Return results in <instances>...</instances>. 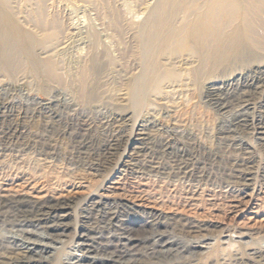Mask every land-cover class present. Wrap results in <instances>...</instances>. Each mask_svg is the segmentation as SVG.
<instances>
[{
  "label": "rangeland",
  "instance_id": "rangeland-1",
  "mask_svg": "<svg viewBox=\"0 0 264 264\" xmlns=\"http://www.w3.org/2000/svg\"><path fill=\"white\" fill-rule=\"evenodd\" d=\"M175 1L171 22H167L162 14L165 0H0V14L14 15L20 29L19 36L31 38L33 58L46 60L48 51L56 47L58 56L55 62L63 67L82 59L91 49L99 54L98 64L102 72L96 85V97L101 104L96 108L84 104L76 106V95L70 89L63 85H49L46 77L35 83L33 73L22 71L16 77L1 73L0 107L7 105L11 110L13 116L9 122L15 126L16 131L12 137L15 143H8V147L1 146L3 149H0V193L8 189L20 191L26 186L28 189L33 187L32 191L42 190L51 199L65 200L72 208L71 215L66 219L67 226L58 229L45 227L39 222L0 219V243L28 250L33 258L51 263L59 257L62 264H134L139 259L155 257L170 263L194 259L199 264H235L236 252H251L250 248H254L255 243H262L264 247V185L252 190V199L249 201V197L240 200L241 208L245 207L241 211L231 204L233 197H240L236 195L237 188L217 183L219 179L212 177V181L183 182L134 171L135 165L132 163L140 159L149 157L163 160L156 151L139 154L131 150L138 121L143 113L139 106L131 102L129 90L136 73L146 65L144 60H149L152 63L150 66L157 69L151 77L152 81H159L161 71L164 74L176 73V79L180 80L171 86L166 83L167 88L162 91H143L149 104L147 111H151L158 120L157 124L162 126L158 129L159 133H155L156 136L175 139L182 137L183 140L193 142L202 159L204 156L215 159L216 166L208 162L204 164L205 170L214 177L222 176L224 170L228 169L227 159L231 152L241 156L252 155L255 160H259L258 164L262 165L258 169L259 179L264 172V145L258 139L257 129L252 125L234 127L230 123L239 110L246 112L249 117H262L260 120L264 122V0H226L229 9L216 29L223 35L221 42L224 47L206 66L198 80L192 75L193 81L190 80L188 67L182 65V62L174 67L169 65L178 55L179 43L168 38V29L173 24L178 26L188 19L195 20L193 17L204 1ZM152 18L153 21L149 22ZM114 19L118 20V24H115ZM42 20H49L54 25L48 36L33 28L34 24ZM83 33H88L89 37ZM258 35L263 38L258 40ZM85 37L93 39L88 41ZM86 45L91 48L88 49ZM140 47L146 48V51L142 52ZM211 50L216 53L218 49L213 46ZM61 59L64 64H61ZM228 77H241V80L231 86L224 85L214 97L207 78L224 80ZM246 79H253L254 82L250 84ZM220 104L227 105L221 109ZM171 109H176L181 115L185 114L181 118L186 123V126L183 124L184 129H181L183 134L180 129L173 127L177 114L170 112ZM130 112L133 114L130 119H121V115ZM73 133H83L85 147L78 146ZM241 141H248L249 144L240 145ZM111 143L115 144L116 149L113 156L105 153ZM44 148L51 150L45 152ZM41 175H45V178H41ZM27 177L33 181L24 183ZM143 182L151 190L158 186V194L143 195ZM193 190L196 191L195 200L188 198ZM29 191L23 193L35 195ZM136 194L141 197H133ZM148 204H158L159 207L152 210L146 207ZM150 213L153 215L150 216ZM182 219L205 228L210 234L209 238L198 241L181 234L177 230ZM249 221L254 223L253 234H221L226 229L238 230L241 222ZM95 225L98 227L94 228ZM222 257L228 259L224 261Z\"/></svg>",
  "mask_w": 264,
  "mask_h": 264
},
{
  "label": "bare ground",
  "instance_id": "bare-ground-1",
  "mask_svg": "<svg viewBox=\"0 0 264 264\" xmlns=\"http://www.w3.org/2000/svg\"><path fill=\"white\" fill-rule=\"evenodd\" d=\"M203 1L204 2L202 4V6L200 7V10L197 11L196 15L193 17V19H195L196 21L195 20L189 21V19H188L182 25H178L177 26L176 24H173L168 29V31H169V37L168 38H170L171 41H175V42L179 43L178 53H177L178 55H176L177 56L176 58L171 60L169 65L174 67L177 63L181 64L180 62H182V65H185L186 67H188V69L187 68L186 69L188 70V74L191 77V78L190 77L189 78L192 81H193V76H194L195 80H198L202 76V72L206 68V66L209 65V63L212 61L213 58L217 57V55H218L217 53H220L219 50H221L222 47H224L223 43L221 42V37H223V35H222V33L217 32L216 29H217V26H219V23L221 22L222 17L225 15V12L229 9V4L226 3L227 2L226 0H203ZM66 2H67V0H66ZM175 2H176L175 0H165V2L163 3L164 7L162 9V14H163L164 20L167 19V22H171V17H172V14H173L172 8H174ZM116 11H117V9H116ZM152 11H153V9H152ZM111 13H113V12H111ZM117 13H118V11H117ZM106 14L108 15V13H106ZM249 15H251V14L249 13ZM253 19H254V17H253ZM144 20H143V22H144ZM113 21L115 22V24H118V20L117 19H114ZM152 21H153V18L150 19L149 22H152ZM114 22H113V25H114ZM121 22H123V21H120V23ZM143 22H142V24H143ZM52 24L53 23L51 21H49V20L48 21L47 20H42V21H39L38 23L34 24V26L33 25L32 26H33V28L39 29V32L45 33L46 34L45 36H48L49 32L54 28V25H52ZM153 25H154V22H153ZM245 25H246V23H245ZM122 26H124V24H122ZM145 30L147 31V29H145ZM249 30H250V28H249ZM18 31H20V29H18V26H17L16 19H15L14 15L9 14V15H5L4 16L3 14H0V75H1V73H8V75H10V76L12 75V76L16 77V76H18V73H20L22 71L23 72H27L28 74L33 73L32 77L34 78V82L35 83H36V81H38L42 77H46L47 83L49 85H56V84H57V86L63 85L67 89H70L76 95V99H75V101H76L75 105L76 106L78 104H81V105L84 104L85 106L86 105H88V106L90 105L91 107H95V108L100 106L101 103L98 102V99L96 97L97 96L96 95V89L98 88V87H96V85H97V83L99 81V78L101 76V73H102L100 68H99V64H98V62L100 61L99 60L100 58H98L99 57L98 53L92 52V50L90 49L91 47L89 48L86 45L88 47V49H90L91 51L89 50L88 51L89 53L86 51L88 54H86L85 57H83L82 59H79L77 61L75 60L72 65L70 64V65H67V66L60 67L58 65V63L55 62V57L58 56V54H56V52H55V48L56 47H54L51 51H48L49 56H48V58L46 60H41L40 59L41 57H39V59L36 60L35 58L32 57L33 55L31 54L32 49H33L31 38L29 36H23V35L19 36V32ZM92 31L94 32L95 30H92ZM116 31H118V30H116ZM141 31H142V27L139 29V33ZM251 31H253L252 28H251ZM86 32L87 31H85V33ZM132 32L134 33V30ZM85 33H83V34H85ZM88 33H87V35L85 34V36L89 37ZM95 33H96V31H95ZM137 33H138V31H137ZM253 33H255V31H253ZM91 34H92V32H91ZM119 34H121V33L119 32ZM141 34H140V36H141ZM255 34H257V32ZM97 35H98V38H99V34H97ZM91 37H92V35H91ZM262 38H263L262 35H260V36L258 35V40H261ZM77 39H79V38H77ZM80 39H81V37H80ZM88 39L89 38H86L85 40H88ZM92 39H89L88 41H91ZM152 39H153V37H152ZM97 41H98V39H97ZM153 41H154V39H153ZM226 41L227 40H225V42ZM86 43H88V42H86ZM139 45H141V44H139ZM213 46L215 47V49H218V50H215L216 53L212 52V50H211V48ZM71 47H72V45H71ZM143 47H145V46H143ZM145 49L143 48L142 52H143V50L146 51ZM132 50H133V48H132ZM138 51L139 50H137V52ZM65 52H66V50H65ZM120 52L121 51H119V53ZM134 52H132V53H134ZM125 53H126V51H125ZM144 53L142 55H144ZM61 54L62 53H60V55ZM147 54H149V52ZM66 55H68V54L66 53ZM156 55H157V53H156ZM123 57H121V58H123ZM125 57H127V56H125ZM135 58H137V57H135ZM144 61H145L146 65L143 66L142 69L140 68L141 70H139V72L137 70H135V71L138 72V74L136 73L135 80H134V82L131 85L132 88H130V90H129L131 92L128 91L130 93V95H131V98H132L131 102H133V104H135V106H139L140 110H141L140 112L143 113V114L141 113L142 114L141 118L138 117V118H140L139 119L140 121H138L139 123H138V126H137L136 137H134L133 142L131 141L132 142V145H131L132 149L131 150L134 151V152L137 151L138 153L141 152V153H144V154L147 151H151V152L152 151H156L158 153V155L163 157V160H161L162 158L160 160H156L154 158H149V157H148L149 159L147 157L144 158V159H140V160L136 161V163H132V164L135 165L134 171L138 172V173H141V174L149 175V176H156V177L166 176L167 179L169 177V178H173V180L175 179L177 181H183V182H186V181H188V182H190V181L201 182V181H208V180L212 181V179H210L212 177L215 178L216 180L219 179L217 181V183L225 184L226 186H230L232 188H235V187L237 188L238 192L236 193V195L238 194L240 197L239 198L238 197H233L232 201H231V204H232L233 207H237L241 211L244 210L245 207L241 208V206L239 205L240 204V200L241 199H247L249 197V199L247 200V201H249L250 199H252V195H251L252 190L256 189L257 186H263L264 185V172L261 174V178L260 179L258 178V173H259L258 169H259V165H261V164H258L259 160H257V159L255 160L254 157H251L252 155L241 156L239 153L231 152L229 158L227 159L228 169L224 170L222 176L214 177V176L211 175V173L208 172V170H205L204 164H206L208 162L207 164H210V165L213 166V165H215V159L211 158V157H205V156L202 159V157H200L198 155V153L196 151V145L193 142H191L190 140L188 141V139L187 140H183L182 137H181V139L178 138V137L175 139V138H169L170 136H168V137L166 136V137H162V138L156 136L155 133H157L158 129H160V127H162V126L161 125L159 126L157 124L158 120H156L157 118L155 116H153L154 114L150 113L151 111L150 112L147 111V107H148L149 104L147 103L148 100H147V97H146V95H145V93L143 91H144V89L145 90L146 89H148V90L149 89H151V90H156V89L164 90L165 88H167L166 87V83L169 84L168 86H171V85L176 84L180 80L176 79V77H177L176 73L168 72L167 74H164L161 71V77H160L159 81L158 82L152 81L151 77L153 76L154 73L157 72V69L155 70V68H153V66H150L152 63L151 62L149 63V60H147V61L144 60ZM64 63H63V60H62L61 64H64ZM69 63H70V61H69ZM153 63H154V61H153ZM102 65L104 66V64H102ZM105 65H107V64H105ZM139 65L141 66V64H139ZM102 68H104V67H102ZM138 69H139V66H138ZM4 75H7V74H4ZM126 77H128V76H126ZM4 78H5V76H4ZM240 78L241 77H239L237 79H235L233 77L232 78L228 77V78H225L224 80H214L212 78H207V83H209V87H210V89L213 92V96L216 97L218 95L217 94V90H219L222 87H224V85L225 86H228V85L231 86L234 83L236 84V82L241 80ZM246 80L249 81V79H246ZM249 82L251 84V83L254 82V80L250 79ZM198 84H199V81H198ZM246 84H247V82H246ZM184 85L182 84V86H184ZM247 85H249V84H247ZM247 88H248V86H247ZM28 90H31V88L28 89ZM40 90H42V89H40ZM231 91H232V88H231ZM250 91H252V89ZM66 92H67V90H66ZM123 94H127V93H123ZM209 94H210V96L212 95L211 93H209ZM241 94H243V93H241ZM70 98H72V97H70ZM233 98H234V96H233ZM223 102H225V101H223ZM66 103L68 104V102H66ZM247 103H248V101H247ZM73 104H74V102H73ZM223 104L222 105L220 104L221 105V107H220L221 109L225 108L226 105H227L226 104L224 106ZM244 104H245V102L243 103V105ZM218 105H219V102H218ZM252 105H254V104H252ZM67 106H69V105H67ZM69 107H71V106H69ZM150 108H152V106ZM172 108H173V106H172ZM49 111H47V112H49ZM56 111H57V109H56ZM135 111H136V109H135ZM170 112H174V113L177 114V117H176V119L174 121V124H173L174 125L173 126L174 129H176V130L184 129V125L186 123H184V121H182L183 119H181V118L185 114L181 115V114L177 113L176 109H171ZM41 115H43V114H41ZM51 115H53V114H51ZM132 115H131V112L130 113H125L124 115H121L122 116L121 119L126 121V120L130 119L132 117ZM158 115H159V113H158ZM12 116H13V114H12L11 110L8 109L7 105H2L0 107V149H3L6 146V144H8V143H15L13 141L12 137H14V133H15L16 129H14L15 126L13 127V124H11L9 122L10 118ZM259 116H261V115H259ZM43 117H45V116H43ZM60 118H61V116H60ZM71 118H73V117H71ZM54 119H55V117H54ZM260 119L254 118V117H249L246 114V112L239 110V112L235 113L234 118L232 119V121L231 122L229 121V122L231 123V126H234V127H241V128L243 127L244 128V127L251 126V125L254 126L257 129L258 139L260 141H262V145H264V122L261 121ZM111 120H112V118H111ZM62 121H64V120H62ZM119 121H120V119H119ZM59 122H61V121H59ZM62 123H64V122H62ZM123 123H125V122H123ZM71 124H73V122ZM76 127H78V126H76ZM87 127L89 128L88 125H87ZM254 127H253V129H255ZM17 128H18V126H17ZM60 129L62 130V128H60ZM72 129H73V127H72ZM75 129L76 128H74V130ZM74 130H73V132H74ZM77 130H79V129H77ZM69 132H71V131H69ZM178 132H180V131H178ZM183 132L184 131H182V134H183ZM75 133H73V134H75ZM83 133H85V132L83 131ZM83 133L82 134L81 133H77V134H75L73 136V138L75 140H77V142L79 144L78 146H80V147H85L86 146L85 142H84L85 141V139H84L85 137H84ZM158 133H159V131H158ZM27 134L28 133H26V135ZM175 134H177V133H175ZM68 135H69V133H68ZM23 138L25 139L26 137H23ZM14 140L16 141V139H14ZM17 141H18V139H17ZM21 142H23V140ZM245 143L249 144L248 141H241V143H239V144L243 145ZM18 144H17V146H18ZM1 146H3V148H1ZM12 146H14V144ZM6 147H8V146H6ZM114 147H115V144L111 143L109 145V147L107 148V150H106L107 152H105V153L109 154V156H111V155L113 156L115 154V150H116V149H114ZM250 147H253V146H250ZM44 150H45V152H48L51 149H49V148L45 149L44 148ZM247 154H248V152H247ZM132 170H133V168H132ZM34 172H35V170H34ZM136 176L138 178V175H136ZM31 177L30 178L29 177L24 178L23 182L24 183L31 182L30 181V180H32ZM40 177L41 178H43V177L45 178V175H41ZM164 180H165V178H164ZM149 181H147V182H149ZM214 182H215V180H214ZM154 183H156V182H154ZM166 185L169 186V184H166ZM141 186L144 188L143 191H142L143 195H150V194L157 195L158 194L159 188H158V190L156 189L158 186L156 188H154L153 190L147 188L146 182L141 183ZM32 189H33V187L28 189V186H26V188L21 189L20 191L8 189V190H4L3 191L4 193H0V219H3L5 221H10L9 219L12 218L13 221L39 222V223L44 224L45 227L52 228V229H58V228H63L64 226H67L66 219L68 218L69 215H71V208H72L71 205L68 202H66L65 200H63V199H57V198L56 199L55 198L51 199L50 195L47 196L46 194H43L44 192L42 190L36 192L35 190L32 191ZM29 190H31L32 193H35V195L32 196V195L23 193L25 191H27V193H28ZM126 194H127V192H126ZM139 194L138 195L136 194V196H133V197H138V196L141 195V194L140 195ZM195 195H196V191L193 190L191 193H189L188 198L195 200L196 199ZM253 195H255V194H253ZM130 196H132V195H130ZM210 200L213 201V200H215V198H210ZM246 203H248V202H246ZM156 206H158V204H156V205L148 204L146 207L153 210V209H155ZM150 214H151L150 216L153 215L152 213H150ZM241 223H240L241 225L239 224V227H237L238 230L226 229L221 234L229 233L230 235H232V234L239 233V234L244 236V235H249V234H253L254 233L253 229H252V226H254V223H252V221H249L248 223L247 222L246 223L245 222H241ZM242 225H244V226H242ZM178 226H179V228H178L177 231H180V233L183 234V235H189V236H191V238L193 237L194 239H197L198 241H199V239H207V238H209L210 234H209V232L205 231V228H201V226L196 225V224H194L193 222H191V221H189L187 219H182L178 223ZM245 226H248V228H246ZM93 227L97 228L98 225H95ZM222 229H223V227H222ZM261 244L260 243H255V247L254 248H250V249H252V251L248 252V253H246V252L245 253L236 252L234 254V259L237 261L235 264H264V247H262ZM222 259L225 261L228 258L227 257H222ZM170 262L171 261H167V260L155 257V258H150V259H146V258L139 259L134 264H199V262L197 260H194V259L183 260V261L175 262V263H170ZM0 264H62V262L60 261L59 257L55 258V262H52V263L50 261H45L43 259H35L29 254L28 250L8 247V246L0 243Z\"/></svg>",
  "mask_w": 264,
  "mask_h": 264
}]
</instances>
